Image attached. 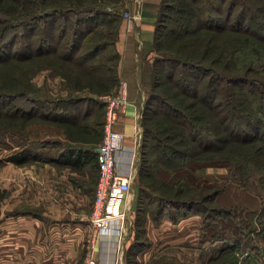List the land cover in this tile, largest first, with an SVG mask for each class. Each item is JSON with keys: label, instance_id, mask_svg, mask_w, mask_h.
Instances as JSON below:
<instances>
[{"label": "trees", "instance_id": "16d2710c", "mask_svg": "<svg viewBox=\"0 0 264 264\" xmlns=\"http://www.w3.org/2000/svg\"><path fill=\"white\" fill-rule=\"evenodd\" d=\"M123 2L0 0V68L21 67L26 61L31 67L44 63L59 68L67 79V95L52 101L21 95L32 104L56 103L53 119L90 134L92 125L103 122L94 120L88 126L95 108L89 101L103 108L105 100L100 96L115 94L119 84L116 43L122 21L118 6ZM242 47H252L258 58L264 56V0H161L150 48L157 54L150 63L141 116L146 155L141 175L149 153L160 154L161 162L181 154L202 159L203 153L225 151L226 143H235L247 153L232 149V155L253 156L264 170V73L252 61L237 65L236 52ZM20 75L26 77L21 69ZM83 90L85 95L78 94ZM3 93L0 98L11 95ZM33 109L19 105L11 115L24 120L48 117ZM27 158L21 150L9 160L22 163ZM55 159L79 167L93 163L98 172L97 153L90 147L69 146ZM182 193L176 188L174 197L160 198L158 212L171 206L177 216L198 212L208 220L221 215L219 209L209 214L199 201ZM143 244L134 239L127 264H139L136 247Z\"/></svg>", "mask_w": 264, "mask_h": 264}, {"label": "rangeland", "instance_id": "374dc122", "mask_svg": "<svg viewBox=\"0 0 264 264\" xmlns=\"http://www.w3.org/2000/svg\"><path fill=\"white\" fill-rule=\"evenodd\" d=\"M118 10L121 19H126L127 25L128 19L125 13L138 14V12L132 13L125 1L118 6ZM165 12L169 15L174 14L172 11ZM165 22L169 24L167 18ZM151 45H149L150 48ZM147 50L146 53H148ZM156 54L155 50L151 51V60ZM144 56L146 55L143 51L141 54L139 52V60H146L143 58ZM250 61L259 65L260 72L264 73V56L258 58L252 47H242L236 52L237 65L242 66ZM16 66L5 65L0 68V93L4 92L5 95L9 92L11 94L10 97L0 98V206L8 198L9 183L7 181L10 169H12V178L15 177L16 173L18 174V170H20V174L25 171L27 183L43 189L48 187V183L56 182L55 174L61 170H84L93 174L96 168L93 163L87 167L69 166L64 168L63 164L56 161L55 157L58 156L60 150L69 146L90 147L96 152L104 134L105 106L99 108L95 101H89L90 106L95 108L87 118V124L94 120L103 123L92 125L90 134H87L78 129L77 125L61 122L58 118L53 119L55 117L54 110L58 108L56 103L43 102L45 103L43 104L34 101L32 104L26 98L27 96H37L40 99L52 101L54 98L67 95V79L58 73L59 68L44 63L39 66L34 63V67H31L29 61L20 65L21 67ZM19 68L26 73L25 78L20 75ZM143 70L145 80L148 82L150 80V63H144ZM23 93H26L27 96L21 95ZM78 94L85 95L86 91H80ZM104 95L100 97L103 98ZM19 105H22L25 110H28L29 107L31 110L34 108L33 111L48 117L34 116L24 120L12 116V111ZM88 126L90 127V124ZM224 147L226 148L225 151L222 148L203 153L205 156L202 159L181 154L172 156L169 162H161L158 153L155 157L149 153L147 155L149 161L145 166V163L142 164V175L139 180L150 188L151 193L137 196L134 233L139 232L147 213L151 216L156 214L155 209L158 200L174 197L176 188H179L183 192L181 195L199 201L209 214L214 213V209H219L221 212V215L216 217L217 219L208 218V220L201 213L204 224L209 225V227L205 228V234L202 236L204 241L202 239V241L195 240L196 242L192 243L191 247L193 246V248H190V251L204 255L193 261L188 260L189 264H264L263 166L259 165V161L253 156L243 158V154L246 155L247 153H244V149L235 143H226ZM140 148L136 157L137 161L140 162L141 160L142 162L143 156L146 155L142 153ZM182 148L184 152L190 153L186 147ZM254 148L260 149L262 147L255 145ZM232 149L235 152L241 151L243 154L235 153L232 155L229 152ZM21 150H24L28 156L24 162L16 163L9 160L10 156L19 153ZM150 152L152 151L150 150ZM227 156L229 160L223 158H227ZM245 160L247 161L245 162ZM15 168L17 170L14 171ZM96 174L95 188L98 181L97 170ZM245 176L249 178L247 179ZM17 180H13L12 184L16 183ZM94 195L95 189L93 199ZM1 213L0 220L2 219ZM140 238L144 244L141 247L137 246L136 249L138 255L140 254L142 257L141 264H145L147 261L144 263V253L150 247L151 240L146 236L144 238L143 234ZM202 245L204 246L200 249L199 247ZM132 246L133 240L130 242L129 248ZM86 251L82 259L83 264ZM168 254L169 250L165 249L161 255L150 257L147 264H181L178 260L172 259L173 255L169 256Z\"/></svg>", "mask_w": 264, "mask_h": 264}, {"label": "crops", "instance_id": "0c3cea01", "mask_svg": "<svg viewBox=\"0 0 264 264\" xmlns=\"http://www.w3.org/2000/svg\"><path fill=\"white\" fill-rule=\"evenodd\" d=\"M124 1L132 13L138 12V17L130 29L126 19H122L116 43L120 54L119 82L123 80L127 84L126 101L114 125L116 130L125 134L118 153L121 166H125L133 148L142 149L141 116L150 81L145 80L143 68L144 63L152 61L149 45L154 39L161 0ZM141 51L146 60H139ZM118 91L119 84L116 93ZM141 163V160L136 162L130 193L119 202V207L127 212V229L121 243L115 233H93L89 217L97 180L96 168L93 174L84 170H61L55 174L56 182L48 183L45 189L28 184L25 171L20 174L18 170L12 178L10 169L8 198L0 206V264H83V255L91 238L93 255L100 264H127L130 242L134 239L142 241V234L151 240L144 253L145 264L150 257L161 255L165 249L181 264L200 258L204 254L190 251V248H193V242L204 241L202 236L209 227L204 224L201 213L188 212L177 216L174 208L166 206L161 212L156 209L154 216L147 213L140 226L142 231L139 228V232L134 233L137 196L151 193L150 188L139 180ZM88 165L90 163L83 166ZM69 166L75 167L63 164L64 168ZM15 179L18 180L12 184ZM137 257L141 264L142 257L140 254Z\"/></svg>", "mask_w": 264, "mask_h": 264}, {"label": "built area", "instance_id": "2783aa9c", "mask_svg": "<svg viewBox=\"0 0 264 264\" xmlns=\"http://www.w3.org/2000/svg\"><path fill=\"white\" fill-rule=\"evenodd\" d=\"M128 28L134 25L136 14L126 12ZM126 82H119V91L115 94L104 95L105 123L104 134L96 148L98 163V181L90 212V223L94 234L115 233L121 243L122 235L127 229L126 209L119 207V202L126 198L131 191V184L136 173L137 148H133L125 166L118 162V153L125 137L123 132L114 128L119 110L126 101ZM140 145V143L138 144ZM135 145V146H138ZM93 240H89L84 264H100L92 252Z\"/></svg>", "mask_w": 264, "mask_h": 264}]
</instances>
